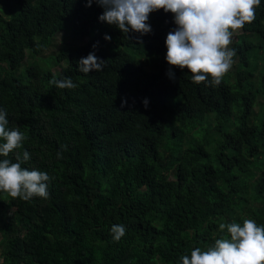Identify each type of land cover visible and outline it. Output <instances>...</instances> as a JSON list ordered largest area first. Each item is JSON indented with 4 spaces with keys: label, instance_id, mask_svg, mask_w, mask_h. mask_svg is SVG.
Wrapping results in <instances>:
<instances>
[{
    "label": "trees",
    "instance_id": "1",
    "mask_svg": "<svg viewBox=\"0 0 264 264\" xmlns=\"http://www.w3.org/2000/svg\"><path fill=\"white\" fill-rule=\"evenodd\" d=\"M102 13L86 0H0V109L9 127L25 134L19 151L30 159L23 167L53 177L47 200L25 202L0 192L3 264H179L194 247L207 249L226 235L220 223L264 225V110L253 120L264 90V56L259 87L248 55L252 44L243 37L236 43L243 68L233 82L224 76L217 87L196 84L188 69L175 66L172 80L165 60V40L176 27L172 13H150L152 32L144 36L101 22ZM93 28L87 43L65 46L53 58L57 72L24 66L55 34L79 39ZM240 30L264 46V0L256 19ZM105 36L122 48L104 53ZM124 47L152 57L155 72ZM93 52L106 62L103 71H78V61ZM65 77L77 87L49 83ZM210 117L218 139L208 133ZM166 141L169 154L161 151ZM61 145L66 150L58 159ZM253 168L261 175L252 199L261 205L250 208L248 218L244 188ZM114 224L127 227L119 242L112 239Z\"/></svg>",
    "mask_w": 264,
    "mask_h": 264
},
{
    "label": "clouds",
    "instance_id": "2",
    "mask_svg": "<svg viewBox=\"0 0 264 264\" xmlns=\"http://www.w3.org/2000/svg\"><path fill=\"white\" fill-rule=\"evenodd\" d=\"M93 2L103 8L99 20L125 35L150 34L151 25L146 23L150 13L160 9L172 13L176 27L165 40V60L169 65L166 75L174 80L173 66L181 71L188 69L193 83L204 82L210 87L219 86L235 63V49L229 47L233 33L256 19V9L261 4V0H86V6L91 7ZM110 39L105 36V40ZM105 63L94 52L89 53L78 61V71L101 72ZM49 83L58 89L77 87L70 77L53 78ZM125 103H121L122 108ZM147 103L145 100V107ZM25 139L18 126L9 127L7 112L0 109V192L25 202L47 200L53 177L45 171L23 167L30 159L27 150L22 154L19 151ZM65 150L66 145H61L56 153L58 159ZM14 152L15 162L10 158ZM219 230L226 235L207 249L194 247L190 255L180 257L179 264H264V225L244 219L242 223H220ZM126 233L124 224L111 226L113 242H119Z\"/></svg>",
    "mask_w": 264,
    "mask_h": 264
},
{
    "label": "rangeland",
    "instance_id": "3",
    "mask_svg": "<svg viewBox=\"0 0 264 264\" xmlns=\"http://www.w3.org/2000/svg\"><path fill=\"white\" fill-rule=\"evenodd\" d=\"M95 34V29L93 28L87 35H84L83 37L79 38V39H71L70 37H68L67 33L65 31L59 32L57 34L54 35V37L51 40L50 45L48 46V48L46 49V51L43 54H40L36 57L35 59H32L30 57H28V59H26L24 66L25 67H29L31 66L33 63H37L43 70L49 71L52 70L53 72H57L59 70V65H55V62L53 61V58L59 53V51L65 47V46H81L85 43H87ZM239 37H243L247 42L252 44V48L249 49V59L250 62L253 65H257V68L255 70L254 73V82L255 85L257 87H259V77H260V68L262 66V61H261V57L264 56V46H263V42L256 37L253 34H249V33H244L241 30H237L233 33L232 36V43L229 45L230 48H234L236 55L234 57V61L235 63L233 64V66L230 68V70L224 75L226 77L229 78V80L231 82H233V76L235 74V72L238 69H242L243 66L240 64L241 62V57H240V50L237 51L236 49V43L239 39ZM122 48L120 47V45L117 43V41L114 38H111L110 40H107V42L103 45V52L106 54H111L114 50ZM128 54H130L132 57L136 58L138 61L142 62L143 66L146 67L150 73L155 72L153 69V64H154V60L152 57H146V56H139L138 52L134 49L133 47H124L123 48ZM22 68H25V67ZM228 79H226V82L228 84H230ZM172 101H170L168 103L169 106H172ZM255 108H254V115H253V120H259L260 121V116L264 110V90H260V92L257 94L256 97V101H255ZM162 114L164 117L169 118V114L167 111H162ZM215 120L214 117H210L209 118V123H208V133L210 135V137L214 138V139H218L219 136L217 134V132L215 131ZM190 141V139L188 137H186L185 139V143H184V147H187V143ZM169 141H166L161 149V151L165 154H169L171 152V150L169 149ZM260 160L261 162L264 164V152H262L261 156H260ZM254 172V178L252 180H246L248 183V188H244V195L250 199V203H249V208L245 209L243 211V214L250 218L251 216V210L250 208H255L259 205H261V203H256L254 199H252V193H253V187H254V183L258 181V179L260 178V171L257 170L256 168H253ZM171 182L174 184L176 183V176L174 174L171 175ZM2 209L0 207V213H1ZM1 238V237H0ZM0 252H1V248H0ZM0 264H3L2 259L0 258ZM161 264V263H160Z\"/></svg>",
    "mask_w": 264,
    "mask_h": 264
}]
</instances>
